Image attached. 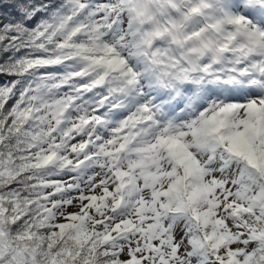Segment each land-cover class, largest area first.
<instances>
[{"label":"snow or ice","instance_id":"1","mask_svg":"<svg viewBox=\"0 0 264 264\" xmlns=\"http://www.w3.org/2000/svg\"><path fill=\"white\" fill-rule=\"evenodd\" d=\"M0 264H264V0H0Z\"/></svg>","mask_w":264,"mask_h":264},{"label":"trees","instance_id":"2","mask_svg":"<svg viewBox=\"0 0 264 264\" xmlns=\"http://www.w3.org/2000/svg\"><path fill=\"white\" fill-rule=\"evenodd\" d=\"M3 2H7L6 0H3Z\"/></svg>","mask_w":264,"mask_h":264},{"label":"rangeland","instance_id":"3","mask_svg":"<svg viewBox=\"0 0 264 264\" xmlns=\"http://www.w3.org/2000/svg\"><path fill=\"white\" fill-rule=\"evenodd\" d=\"M7 1V0H6ZM190 31L192 30V29H189Z\"/></svg>","mask_w":264,"mask_h":264}]
</instances>
